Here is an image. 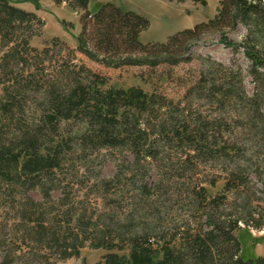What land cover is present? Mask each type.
I'll use <instances>...</instances> for the list:
<instances>
[{
  "label": "rangeland",
  "instance_id": "rangeland-1",
  "mask_svg": "<svg viewBox=\"0 0 264 264\" xmlns=\"http://www.w3.org/2000/svg\"><path fill=\"white\" fill-rule=\"evenodd\" d=\"M5 1L34 13L43 25L32 27L28 47H17L14 58L6 61L7 68L3 56L22 35L18 31L9 37L13 42L8 46L0 44V66L4 67L0 69V97L3 85L11 87L33 75L32 86H41L36 87L39 92L31 86V93H39L38 99L42 89L44 100L46 90L60 75L83 69L99 77L103 92L110 87L140 90L147 98L162 101L165 108L160 109V116L168 114L190 127L199 121L213 123L208 137L214 136L215 147L223 145L228 155L210 158L189 150L185 154L176 144L154 150L156 155L151 157H136L124 145L95 149L89 144L85 149L79 146V137L91 128L85 115L88 107L80 103L70 120H53L54 128L43 122V135L57 149L50 155H59L58 165L35 175L23 171L28 153L17 142L18 131L12 123L1 121L0 132L5 134L0 136L13 147L15 158L0 169V261L132 264V251L171 260L179 247L211 229L205 203H213L221 215L231 212L244 196L251 207L261 204L264 150L242 126L241 108L212 103L207 92L190 93L211 65L212 70H219L218 79L220 71H231L236 88L243 89L246 98L252 97L254 86L241 49L221 41L226 36L238 43L244 28L201 33L189 44V51L177 53L187 60L176 65H121L127 58L144 57L141 49L126 40L127 28H119L123 19H133L127 13L147 21L137 40L150 49L147 58L153 59L169 37L210 21L221 0H89L85 11L52 0ZM117 32L124 33V38ZM41 112L27 101L22 113L14 112L15 122L33 128L39 118L44 121L46 114ZM38 153H46L44 146ZM213 218L220 221L216 213ZM238 226L245 257L264 256V227L255 229L241 222Z\"/></svg>",
  "mask_w": 264,
  "mask_h": 264
},
{
  "label": "trees",
  "instance_id": "trees-1",
  "mask_svg": "<svg viewBox=\"0 0 264 264\" xmlns=\"http://www.w3.org/2000/svg\"><path fill=\"white\" fill-rule=\"evenodd\" d=\"M52 1L55 4L65 3L75 11H85L89 5V0ZM127 14L133 19H123L119 28H127V31L124 29L127 35L126 40L130 41L135 49H141L144 57L127 58L121 63L126 66L176 65L187 60L178 55L189 51L191 46L189 44L201 33L213 30L233 32L241 27L244 28L246 32L238 43L228 40L226 36H222L221 41L232 49H241L248 62V74L254 86L252 97L246 98L243 95V89L239 91V88H236L233 77H230L231 71L226 69L220 71L222 75L218 79L219 70H212L211 65L207 67L206 76L204 75V79L209 76L207 82L202 87L201 84L204 83L202 79L199 85L191 88L190 93L207 92L209 100L214 101L212 103L240 107L242 126L251 135L252 142L264 150V113L260 112V109L264 108V0H221L216 15L210 21L203 26L198 25L169 37L166 44L159 46L161 49L157 52L158 57L153 59L147 58L150 55V49L143 47L137 40L140 31L147 27V21L133 13ZM42 25L43 21L34 13L25 12L8 4L5 0H0V44L2 47L8 46L13 42V38L9 39V37L18 31L22 35V38L15 41L16 43L4 54L2 61H5V68L9 66V63L6 65V61L14 58L17 47H28V40L33 36L32 27ZM132 28L136 29L135 32ZM117 34L121 35H117L118 37L124 38L122 35L124 33L117 32ZM53 41L60 42L57 38ZM78 50L82 49L79 47ZM133 50L132 48L130 51ZM157 54L154 53V56ZM0 69L4 67L1 65ZM32 76L29 75L28 80L17 81L11 87L3 85V95L0 97V122L7 121L13 124L12 126L19 133L17 142L28 153L22 162L23 171L39 175L43 170H51L58 165L59 155L57 154L56 157L50 155V151L56 153L57 149L53 147L47 134L43 135V122L45 126L54 128L53 120H59V118L65 121L70 120L79 109L80 103H85L88 107L85 115L91 128L90 131L88 130L89 133L79 137V144H81L79 146H84L85 149L89 144L95 149L124 145L129 147L136 157L141 154L151 157L155 154L154 150L164 148L165 145L176 144L184 150L185 154L189 150L196 156L210 158L228 155L223 145L215 147L214 136L208 137V129L213 127V123L199 121L194 122V125L190 127L168 114L160 116L159 111L165 108L164 103L160 100L156 101L153 97L147 98L140 90L124 91L110 87L103 92L99 77L81 69L80 73L66 72L60 75V79L48 87L43 100L42 89L39 88L42 96L38 99L36 97L39 93H31V86L34 84L30 80ZM37 86L33 85L32 88L39 92L36 89ZM27 101L38 105L39 109L46 114L44 121L43 118H39V122L29 129L23 127L19 121L16 123L14 116L15 111L22 113ZM121 103L124 105L122 106ZM60 144L65 145L62 142ZM60 144L58 148L63 147ZM43 146L46 153L41 156L38 149ZM12 148L5 143L4 137L0 136V169L6 167L11 158H15V155H11ZM205 196H207L206 193L202 197L204 202L207 199ZM197 199L201 206L199 197ZM239 200H241L239 205H234L231 212L222 215L216 210L217 207L212 205L213 203H205L211 229L202 236L199 234L194 236L190 242L179 247L173 259H154L132 251L131 263L264 264V256L245 257L242 249L243 242L238 232L241 229L238 226L239 222L255 229L264 227V189L259 197L261 204L251 207L247 196ZM215 213L220 216V221L213 218ZM0 264L7 263L2 260Z\"/></svg>",
  "mask_w": 264,
  "mask_h": 264
}]
</instances>
